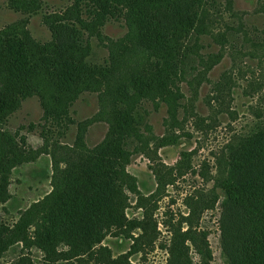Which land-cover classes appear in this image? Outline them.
I'll return each instance as SVG.
<instances>
[{
	"label": "rangeland",
	"instance_id": "obj_1",
	"mask_svg": "<svg viewBox=\"0 0 264 264\" xmlns=\"http://www.w3.org/2000/svg\"><path fill=\"white\" fill-rule=\"evenodd\" d=\"M87 3L79 9L76 0H0V166L8 169L0 181L8 180L9 196L0 203V218L11 229L0 264H51L34 244L33 231L44 220L58 171L76 161L74 143L78 150L101 142L113 122L116 86L130 83L156 60L138 46L129 11L96 31L77 24L83 45L89 46L77 54L97 66L96 75L82 83L94 85L93 91L74 97L55 88L54 76L44 70L30 80L6 71L12 60L2 54L5 40L19 36L38 58L40 48L52 49L47 45L54 41L53 24L78 18L93 22ZM217 3L225 50L216 63L205 65L209 70L203 68L189 81L182 78L184 97L171 101L176 120L157 96L141 101L146 136L131 147L126 166L137 184V190H126L130 226L125 233L109 234L92 253L73 256L60 245L54 264H227L219 182L228 167L226 145L264 121V0ZM201 42L205 54L220 51L210 35ZM28 92L34 94L25 96ZM177 135V143L160 144ZM12 229L21 236L27 232V242L15 240Z\"/></svg>",
	"mask_w": 264,
	"mask_h": 264
},
{
	"label": "trees",
	"instance_id": "obj_2",
	"mask_svg": "<svg viewBox=\"0 0 264 264\" xmlns=\"http://www.w3.org/2000/svg\"><path fill=\"white\" fill-rule=\"evenodd\" d=\"M76 1L81 9L85 0ZM86 5L93 22L78 18V22L71 24H53L54 41L47 45L52 49L40 48L36 52L38 58L19 36L12 35L3 45L2 54L12 60V68H6L12 76L30 80L36 72L44 70L54 76L55 88L74 97L86 89L93 91L94 85L82 83L97 72V66L77 54L89 49L83 45L79 23L88 26L90 32L96 31L109 19H118L130 11L129 24L138 46L156 57L142 72L134 74L130 83H120L114 89L113 122L101 142L91 148L82 144L84 149L78 150L77 142L74 143L71 150L76 161L58 171L57 186L43 211L44 220L33 231L34 244L46 253L51 264L57 259L60 245L68 246L70 253L78 256L92 253L109 234L126 232L131 224L126 215L129 205L126 190H137L136 179L126 166L135 143H142L146 136L141 128L146 125L139 111L141 101L157 96L170 105V113L176 120L171 101L184 97L182 78L189 81V76L199 74L203 68L209 70L205 65L218 61L214 59L225 50L227 41L218 32L223 12L217 0H89ZM205 35L219 41V52L202 51L201 40ZM33 94L28 92L25 96ZM44 107L47 108L46 104ZM177 137L166 136L160 144H175ZM226 152L228 167L219 186L224 193L220 222L227 264H264V121L235 136L226 145ZM7 172L0 166V175ZM7 186L8 180L0 181V203L9 197ZM10 235L11 229L0 218V256L8 248L3 245ZM12 237L26 241L28 235L27 232L18 235L12 229Z\"/></svg>",
	"mask_w": 264,
	"mask_h": 264
}]
</instances>
